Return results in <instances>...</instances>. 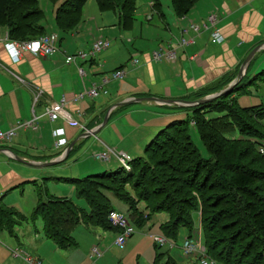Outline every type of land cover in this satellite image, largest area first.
<instances>
[{
  "label": "crops",
  "instance_id": "0c3cea01",
  "mask_svg": "<svg viewBox=\"0 0 264 264\" xmlns=\"http://www.w3.org/2000/svg\"><path fill=\"white\" fill-rule=\"evenodd\" d=\"M159 1L161 10L158 15L156 14L157 24L159 28L163 26V31L157 36L143 35L142 26L139 32L134 31V26L121 29L116 21L115 26L121 32L113 36L114 41L98 34L103 27L107 30V27L101 24L96 28L94 35H89L90 41L80 38L81 42L75 44L71 50L68 47L71 42L63 47L61 40H57L52 54L42 57L24 52L17 62L12 61L4 48L7 28L3 27V31L1 29L0 131H6L17 121L22 120L32 123L34 121L36 128H19L10 141L0 143V206L13 210L17 220L21 219V222L14 225L12 232L0 227V264H31L23 259V254L30 256L39 264H75L64 258L60 260L55 255L57 251L67 248H58L47 237L42 240L37 233L32 232L28 224L35 220L32 214L38 202V190H42L38 181L41 180L42 183L44 180L51 181L48 184L47 196L72 198V194L75 193L70 192L68 195V188L60 184L65 182L60 181L58 175L62 170L59 168V163L51 166H33L12 158L8 154L9 150L29 162L54 159L63 149L54 145L55 136L52 132L56 128L63 130V138L68 145L76 140L72 148L76 144L78 146L74 153L67 157L71 161L79 157L81 150H84L87 144V147H91L98 142L104 147L117 150L128 137L126 125L132 124L127 121V116L132 117L130 118L133 121L132 127L142 129L139 138H134L132 143L138 147L146 136L159 130L168 120H172L178 114L187 115L188 112L175 105L134 102L113 109L107 123L95 136L80 137V134L85 131L84 129L97 127L108 108L126 98L154 96L187 99L200 92L213 93L215 88H221L236 77L246 55L255 46L261 44L260 50L254 54L246 67V74L259 73L258 70L262 66L261 58H264V0H197L184 16L176 15L172 5L171 9L168 6L164 8L161 0ZM148 2L151 7L153 3L150 0ZM169 2L171 4V1ZM106 12L108 11L101 13ZM150 13L152 14V10ZM209 14L216 15L214 28L222 36L223 41L220 43L211 40L212 27L205 29L201 26ZM148 16L151 17L150 14ZM191 25L201 27L196 31ZM46 31L57 32L54 20L48 24ZM180 33L191 41L184 46L175 47V60L155 61L151 58L152 51L166 45L172 36L177 37ZM78 35L77 30L69 34V37L74 41L81 37ZM97 37L109 40V47L94 57L78 58L75 60L76 64L65 62L67 55H73L77 51L88 52L93 39ZM117 38H120V41ZM83 41L89 44L86 50L81 46ZM129 44H132L131 47ZM146 47L148 49H145ZM124 53H126L125 57L122 56ZM127 56L128 59L131 58L129 63L128 59H125ZM134 60L137 62L134 63ZM79 68L83 69V74L79 73ZM118 70L124 74L122 77L114 78L113 73ZM104 77L108 80L105 84L101 82ZM94 84L103 91L101 90L94 98L89 96L77 104L72 102L73 96L86 95ZM35 94L39 96L36 100ZM62 96L68 101L67 106H64L66 114L68 113L67 118L59 116L53 120L49 119L45 114L46 107L59 102ZM174 120L177 119L172 121ZM91 137L93 138L88 142H84ZM100 147L96 149L103 151L104 149ZM119 150L124 153V148ZM30 183L37 187L35 196L31 194L26 196V188ZM46 195L43 197L45 198ZM110 199L111 203L114 201L121 207L113 206L115 209L126 213L127 205L124 202H120L114 195ZM23 223H26L25 229L22 228ZM110 231L116 233L114 230ZM18 236H25L31 247H17L21 245L17 241ZM48 245H51L50 248ZM167 259L177 261L171 254H168Z\"/></svg>",
  "mask_w": 264,
  "mask_h": 264
},
{
  "label": "trees",
  "instance_id": "16d2710c",
  "mask_svg": "<svg viewBox=\"0 0 264 264\" xmlns=\"http://www.w3.org/2000/svg\"><path fill=\"white\" fill-rule=\"evenodd\" d=\"M10 1L0 10V31L6 27L12 39L23 27V18L34 16L33 22L25 27L33 34L45 33L47 27L42 22L45 14L38 0ZM50 1L58 2L54 25L60 41L68 33L67 28L81 17L87 0ZM150 1L158 11L161 10L159 0ZM196 1L171 0V5L176 15L184 16ZM96 3L100 11L116 13L119 28L131 27L135 0H96ZM25 4L29 5V11L21 16L20 8ZM36 37L38 35L28 33L22 40ZM251 82L244 79L243 83L211 101L188 106L195 129L189 124L190 114L170 122L146 145L145 157L129 161L130 170L121 166L81 178H60V181L74 185L77 197L85 201L87 209L76 205L71 198L51 195L44 198L42 190H38L33 219L41 217L46 237L60 249L77 244L72 232L80 223L118 233L119 229L113 227L107 218L115 209L110 193L127 205L125 214L131 224L143 226L153 214L164 212L167 219L160 225L161 232L168 240L175 241L181 232L183 239L198 236L195 228L198 213L202 244L210 259L222 264H264V156L258 153L252 141L228 136L237 130L251 140L264 139V105L240 107L237 97L229 99L233 92L245 90ZM220 89L217 87L213 92ZM205 95L207 93L200 92L188 99L196 100ZM208 112L212 115L206 116ZM193 133L200 139L207 156L193 141ZM217 140L246 143V151L255 154L262 168L253 161L246 162L243 152L237 156L225 154L224 148L217 147V143L214 146ZM219 153L222 160L216 157ZM127 185L131 186L132 192ZM140 202L144 203L146 213L138 207ZM20 220L13 210L0 206V227L12 232ZM161 256L156 253L155 264Z\"/></svg>",
  "mask_w": 264,
  "mask_h": 264
},
{
  "label": "rangeland",
  "instance_id": "374dc122",
  "mask_svg": "<svg viewBox=\"0 0 264 264\" xmlns=\"http://www.w3.org/2000/svg\"><path fill=\"white\" fill-rule=\"evenodd\" d=\"M148 1L149 0H135V3H136V9L134 12L135 16H134V21L130 25L134 26L133 27L134 31L137 30L138 32L140 30V27L142 26L141 29H142L143 35H152L153 34L154 36H157L161 31H163V26H161L159 28V25L157 24V22H158L157 15L160 11H158V9H156L155 6H152V4L150 7L149 6L150 4ZM169 1H171V0H161L162 6L164 8L166 6H168V8L170 7V9H171V4ZM10 3H11L10 0H1L0 1V10H3L5 8V6L7 4L9 5ZM57 3H53L50 0H38V4H39L40 8L44 11V14H45L44 20L42 22L45 23L46 27L48 26V24L51 23L52 20H54V12H55V8H56ZM28 8H29V5H27V4L23 5L20 8V10L22 11V12H20L21 16L29 11ZM151 10H152V14L150 13ZM101 12L102 11H100L98 6H97L96 0H87L85 5L82 7L81 17L78 19V21H76L75 23H72V25L67 28V29H69V31H67L68 33L65 34L67 36H64V38L61 39V43H63V47L68 46V44L71 42L70 45L68 46L69 49L71 50V48L75 47V44L81 42L80 38H81V40L86 39L87 41H90L91 39H90L89 35H91V34L94 35L96 33V28L99 27L98 25H101V24L104 25L105 27H107V30L104 29V27H103V29L100 30L98 32V34L102 35V36H107L109 39L114 41L113 38L118 35L117 33L121 32L120 29L117 26H115L116 21H118V18L116 16V14L113 13L112 11H108L106 13H101ZM149 14L152 18L148 16ZM210 15L211 14H209L206 17V19ZM33 19H34V16H25L22 20L23 27L20 29L18 34L13 35V37L11 39V38H9L8 33H7V36H5V42L7 40H12V41L30 40V39L22 40L24 35L28 34V33H29V35H32V36L38 35V37H44V36L52 33V32L47 33V31H45V33L42 35H39V33L33 34L32 30H29V28L25 27V24L33 22ZM15 21H17V19H15ZM19 23H21V20L19 21ZM46 30H47V28H46ZM77 30L79 31L78 36H81V37H79L78 39H76L74 41H71L69 34H71L73 31H77ZM108 30H113V31H108ZM129 30L131 31L132 29H129ZM2 31H3V29H2ZM125 31H127V30H125ZM54 33L57 34L56 36H58V34H59L58 32H54ZM210 35H211V33H210ZM38 37H36V38H38ZM92 37H94V36H92ZM172 39H174V41ZM93 40L94 41H93L92 45L95 43V41L97 42L99 40H107V39H105L103 37H97V38H94ZM117 40L120 41V38H117ZM183 40H185V43H183ZM190 41H191L190 39H186V37L181 33L179 36L177 35V37L172 36V38L168 40L166 45L159 46L156 50L151 52V58L155 61H164V60L165 61H173L176 59L175 47L184 46V45L188 44V42H190ZM222 41H223V39L220 42H222ZM108 42H109V40H108ZM220 42H217V43H220ZM85 43L86 42L83 41V43H81V46H82V48H84L86 50L87 45H89V44H85ZM109 45H110V42H109ZM109 45H108V47H109ZM131 45L132 44H129L130 47H131ZM57 47H58V45H57ZM107 48H105V49H107ZM111 48H112V46H111ZM105 49H101L98 53H100L101 51H103ZM145 49H148V48L146 47ZM139 50H141V49L139 48ZM157 51H161L164 54L160 57V55H157L158 54ZM169 52H171L172 54L174 53V54L172 56H168L167 54ZM23 53L24 52H22L19 55V58L17 61L20 60L21 55ZM125 55H126V53H124L122 56L125 57ZM157 56H158V58H156ZM128 57L129 56H127L125 59L127 60ZM130 59H128V63L130 62ZM17 61H13V62H17ZM261 61H262V66L258 70L259 71L258 74H252V75L246 74L247 71L245 70L243 77L236 83V84L243 83L244 79H247L249 82L252 81L246 87V89L245 90L243 89L241 92H238V93L233 92L229 97V99H231V100L233 99L232 97H237V103L239 104L240 107H248V106L260 105V104L264 105V71H261L264 69V58H261ZM133 62L136 63L137 61L134 60ZM71 63L76 64V61L71 62ZM232 80L233 79L229 80L223 86H221V89L226 88ZM101 82L103 84H105L106 82H108V80L106 77H104ZM93 87L98 88L96 95L89 97L88 94H86L87 96L79 94V95L73 96L72 102L74 104H77L78 102H80L85 97H89V98L96 97L101 92L102 88L98 87L95 84L93 85ZM90 90H88L87 93H89ZM218 91L219 90H217L215 92H218ZM215 92H213V93H215ZM38 97H39L38 94H35V97H34L35 100L38 99ZM142 97H144V96H142ZM65 100H66V97H65ZM186 100H191V99L187 98ZM67 103H68V101L66 100L65 106H67ZM229 103H231V102H229ZM187 107L188 106H182V107H179V109H183L184 111H187L188 115L190 114L189 115L190 117H188V118H191L192 112ZM205 114H206V116L212 115L211 112H208ZM179 115L180 114H178L176 117H173V119H181V118H184V116L185 117L187 116L186 114L180 115V116ZM130 118H132V117L131 116L126 117L127 121L129 123H132L131 125L129 124V125H126V127H125L126 132L128 134L127 135L128 137L125 139V141H124L125 143L122 144L119 148V149L124 148V153L127 154L126 156L128 157V161H127L126 166H124V164H122V162L117 158V155L122 153L121 152L122 150H119V149L115 150L114 148L112 149L109 147L107 148L101 144H98V142H96V144L92 145L91 147H87L88 146V144H87L85 149L81 150V154L79 155V157H77L76 160L71 161V160H69V158H66L65 160L59 162V164H58L59 168L62 169L58 173L59 177L60 178H66V177H76V178L80 177L81 178V177H84V176L89 175V174L99 173V172L106 171V170H115V169L120 168L121 166H123L127 170H130L129 161H133L139 157H141V158L145 157L146 145L151 141V139L154 137V135L158 131H160L161 129L166 127L173 120V119L168 120L163 125H162V123H160V125H162V126H160V129L157 131H154L152 135L146 136L144 139V142L141 143V146L138 145V147H137V145H134L132 143L134 141V138H139V136L141 135L140 132L142 131V129L140 127H137V128H135V126L132 127L133 121ZM192 118H191L189 124H190L191 128L194 130L195 124H194V118L193 119ZM17 122L15 123V125L17 124ZM19 122L24 123L27 121L22 120ZM29 122H31V121H29ZM155 123H157V122H155ZM263 123H264V120H263ZM31 126L34 129L36 128L34 121H33ZM82 127L85 128L84 126H82ZM56 129H58V128H56ZM89 130L90 129L87 128L85 131H89ZM234 132H236V133H233L231 135L228 133V136L232 139L234 138V139H243V140L252 141V143L255 144V148L257 149L258 153L260 152V154L262 156H264V152H261L264 149V139H260V140L252 139L251 140L248 137L241 135L237 130ZM92 138L93 137H91L89 139H85L84 142H88ZM56 140H57V137H55V140H54L55 147L61 146V148H63L56 156H61L68 144L65 141L61 145H56V143H55ZM193 141L201 149L203 155L207 156L206 149L204 148L200 139L194 133H193ZM215 144L217 147H221V149L224 148L223 151H225V154H227V155L232 154L234 156L235 155L237 156L238 153L243 152V153H245V155L243 156L244 157L243 159L246 162L253 161L254 164L257 165L259 168H262V166H263L262 163L259 162V160H257L254 153L250 154L249 152L246 151L245 147L248 145L244 142L227 143V142H221L220 140H217L214 142V146H215ZM76 146H78V145L76 144L74 146V148H72L70 150L69 155L74 153ZM98 146H101L100 149H104V150L98 151L97 150V149H99V148H97ZM104 152H110L111 153V157H110L109 161H101L94 156L95 154L104 153ZM216 157H218V159H220V160L223 159L222 155H220V153L217 154ZM49 183H51L50 180H44L43 183L41 180L38 181L39 186L42 187L43 193H45L44 196L48 192L47 188H48ZM60 184L66 186V188H68V193H69L68 195H70V192H72V193L75 192L74 194H72L71 199L73 200V202L76 205H78L79 207H83V208L87 209V204L85 203V201L83 199L77 197L75 188L72 185H69L66 182L60 183ZM126 188L131 191L130 185L129 186L127 185ZM36 192H37L36 185L30 183V186H28L26 188V196H28L29 194H31L32 196H35ZM108 195L110 197L113 196L110 193ZM70 197L71 196H69V198ZM112 204L114 207H120L117 204H115L114 201L112 202ZM138 207L141 208V210H143L146 213V207H144V203L140 202ZM114 210H117V209H114ZM118 211H120V210H118ZM120 212H122V211H120ZM122 213H124V212H122ZM166 219H167V214L164 212H161V213L153 214L151 217V220H149L150 222L149 223L146 222L143 226H137V225H134L132 223L135 231L131 236L127 237L125 239V242L122 243L121 245H119L116 242V238L118 236L117 235L118 233L110 231L109 229H102L98 226L80 223L76 226V228L72 232V235H73L74 239L76 240L77 244L75 246L69 247L65 250L57 251L58 253L55 255L57 257H59V259L64 258L66 261H73L75 264H78V263L79 264H155L154 261H155L156 253H161L162 256H161V258L157 264H184L183 262H185V264H201L200 263L201 255L200 254H198L196 252L191 253V254H185L183 252V249L181 246L182 241H183V237H184V234H182L183 232H181L180 236L175 241H171L170 239L168 240L165 237L168 241H171L174 244L173 246L164 245V246L156 247V245L159 246V244L154 241L153 236L154 235L163 236L161 229H160V225L162 222L166 221ZM28 224H30L33 233H37V235L40 236V238L42 240L46 239V235H45L44 229H43V221H42L41 217H39V216L36 217L35 220H33L32 222H29ZM25 227H26V223H23L22 228L25 229ZM195 228L198 231V236L196 237L195 235H193V237H191V238H193L197 241L199 240L200 245L204 247V245L202 244L201 224H200V217H199L198 213H197V217L195 218ZM17 238H18L17 241L21 244V245L17 246V243L15 242V245L17 247H20V248H24L26 246L31 247V243L28 241V239L25 236H20V237L18 236ZM49 246H51V245H48V248H50ZM94 247H96L98 249V251L100 252L99 257L97 255L96 256L92 255V249ZM173 247H174V249H172ZM29 250L33 251V249H29ZM18 254H20V252H18ZM168 254H171V256L173 258H175L177 261L171 260L170 262L167 263L166 259L168 257ZM23 259H25V260L27 259V261L31 264H39L38 261H35L34 259L30 258V256H26L24 254H23ZM60 260H63V259H60ZM208 260H210V259H208ZM208 264H222V263L217 262L215 260H212V263H208Z\"/></svg>",
  "mask_w": 264,
  "mask_h": 264
},
{
  "label": "built area",
  "instance_id": "2783aa9c",
  "mask_svg": "<svg viewBox=\"0 0 264 264\" xmlns=\"http://www.w3.org/2000/svg\"><path fill=\"white\" fill-rule=\"evenodd\" d=\"M217 21L216 15L211 14L205 22L201 26H203L205 29L212 27L211 30V40L213 42H220L222 40V36L220 32L214 28L215 22ZM201 26H195L191 25V28L194 30H198L199 27ZM57 34L51 33L49 35H46L44 37H38V38H33L30 40H24V41H12V40H7L4 43V47L6 49V52L8 55L11 57L13 61H17L19 58V55L22 52H30L34 55L37 56H47L52 54V52L55 50V45L58 40ZM183 43H185V40H183ZM109 45L108 40H99L95 41V43L92 45L91 49L88 52L85 51H77L73 55H67L65 57V62L66 63H71L74 62L75 60L79 59H85L87 57H94L101 49L107 48ZM157 55H160V57L164 54L161 51H157ZM174 54V53H173ZM171 52H169L167 55L172 56L173 55ZM159 57V58H160ZM158 58V56L156 57ZM79 73L83 74L84 71L82 68H79ZM123 72L118 70L113 73L114 78L122 77ZM98 88L93 87L89 93H87L89 96H94L97 93ZM82 97V96H81ZM65 97L62 96L59 102L52 104L51 106L46 107L45 114L49 117V119L53 120L56 117L62 116L66 117V110H65ZM32 122H17L16 125L12 126L6 131H0V143L4 141H10L12 137L16 134V131L19 128H32ZM86 130V129H85ZM63 130L61 128L55 129L53 131V135L57 137L56 140V145H61L65 142V139L62 137L63 136ZM264 152V149L261 151ZM97 159L101 161H109L111 157L110 152H104V153H98L94 155ZM117 158L124 164V166L127 165L128 157L126 156L125 153H120L117 155ZM108 221L109 223L113 226L119 229L118 236L116 238V242L121 245L122 243L125 242V239L129 236H131L134 233V227L129 221L128 217L118 211V210H111L108 213ZM154 241L159 244V246H164V245H170L173 246L174 244L170 241H168L164 236L161 235H154L153 236ZM200 241L195 240L193 238H185L182 241V249L185 254H191V253H198L201 255L200 258V263L201 264H208L212 263V260L205 254V247L201 246ZM92 255H97L99 257L100 252L96 247L92 249ZM210 259V260H208ZM27 260V259H26Z\"/></svg>",
  "mask_w": 264,
  "mask_h": 264
},
{
  "label": "water",
  "instance_id": "95a60500",
  "mask_svg": "<svg viewBox=\"0 0 264 264\" xmlns=\"http://www.w3.org/2000/svg\"><path fill=\"white\" fill-rule=\"evenodd\" d=\"M260 48H261V44H258L252 50H250V52L246 55V57L241 62L236 77L228 84V86L226 88H223V89L219 90L218 92L208 94V95H206L202 98L196 99V100L169 99V98H159V97H154V96L126 98V99H123V100L118 101V102L114 103L113 105H111L108 108V110L106 111V113L104 114L102 122L97 127L92 128L89 131L82 132L80 134L81 135L80 137H87L90 135L97 134L99 129H101V127H103L107 123L109 114L113 109L120 107V106L130 104V103H134V102H156L159 104H169V105H175V106H194V105H199V104H203V103H206L208 101H211V100L227 93L228 91H230L233 88V86L243 77L247 65L249 64V62L252 59V57L254 56V54L258 50H260ZM75 141L76 140L69 143V145L65 148V150L61 156H57L54 159H50V160H47L44 162H29L27 160L20 158L19 156L14 154L11 150L8 151V154L12 158H14L20 162L30 164L33 166H51V165H55V164L65 160L68 157L71 148L75 144ZM1 150H4V149H1Z\"/></svg>",
  "mask_w": 264,
  "mask_h": 264
}]
</instances>
